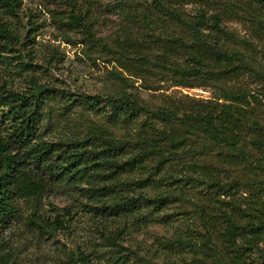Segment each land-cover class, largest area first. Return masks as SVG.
<instances>
[{
    "label": "trees",
    "instance_id": "trees-1",
    "mask_svg": "<svg viewBox=\"0 0 264 264\" xmlns=\"http://www.w3.org/2000/svg\"><path fill=\"white\" fill-rule=\"evenodd\" d=\"M21 1L0 0V56L17 54L13 60L29 54L32 42L28 32H20ZM248 1L257 9L233 0L264 23V0ZM151 3L185 35L154 26L150 14H142V37L116 43L121 70L109 72L112 88L103 106L70 99V105L101 115L103 125L90 122L72 138L64 134L46 140L40 133L45 121L63 117L70 106L51 110L55 94L33 77L23 79L24 89L14 86L12 74L0 81V231L20 217L19 205L25 202L32 206L28 223L40 235L67 232L72 209L51 204L54 214L45 216L38 203L51 181L78 176L101 198L97 209L112 228L100 230L108 250L101 244L78 247L71 252L74 264H137L123 252L128 249L121 241L147 225L145 209L159 214L177 202L193 206L195 218L190 221L185 212L188 218L174 227L169 216L159 221L173 228L171 237L156 238L160 247L153 257L161 264H248L252 250L264 263V200H257L252 189L248 198L234 196L243 187L264 191L259 179L264 176V65L259 60L264 58V26L254 27L256 40L221 26L223 0ZM184 4L199 5L188 19L181 12ZM71 20L82 22L73 13ZM31 60L21 62V72H32ZM158 74L177 86L210 84L216 97L174 99L152 93L150 100H142L132 77L155 91L158 84L152 79ZM244 75L256 83L254 90L229 84ZM211 155L215 164L207 162ZM241 165L252 176L244 182L232 179L231 169ZM6 261L2 258V264Z\"/></svg>",
    "mask_w": 264,
    "mask_h": 264
},
{
    "label": "rangeland",
    "instance_id": "rangeland-1",
    "mask_svg": "<svg viewBox=\"0 0 264 264\" xmlns=\"http://www.w3.org/2000/svg\"><path fill=\"white\" fill-rule=\"evenodd\" d=\"M241 4H250L248 0H239ZM224 9L221 12L220 25L226 26L239 35H245L256 40L253 30L256 26H264L256 17L242 10L239 6L223 0ZM257 9L256 4H250ZM198 4H184L181 12L184 19L192 17ZM147 12L154 20V26H165L169 32L184 36L180 29L170 26H181L171 20L162 11L153 8L151 0H22L20 4L19 19L24 26L23 32L32 39L27 45L29 54L18 59L17 54L4 53L0 56V81L10 80L6 74L14 76V86L24 89L26 76L37 79L40 83L55 94L54 101L50 102L51 110L63 112L64 106L69 105V112L63 117L53 115L43 124L40 131L46 140H57L60 135L83 132L90 122L103 125L101 115L85 106L70 105L71 98L87 105L92 100L94 105L104 104L105 98L111 91L108 79L111 70H121L118 67V54L116 43L126 38H141L143 19L142 14ZM76 14L81 19L72 21L71 15ZM83 26H86L84 28ZM89 27L92 36L89 35ZM21 28V27H20ZM22 53V52H21ZM15 56V57H13ZM31 73L21 72V62H29ZM264 65V58L259 56ZM20 62V63H19ZM134 62V61H133ZM20 64V67H17ZM155 69H159L153 65ZM125 74L127 72H124ZM27 77V78H29ZM138 94L142 100H150L151 94L168 95L174 99H182L187 95L196 99H213L216 91L212 85H194L184 87L174 85L166 77L158 74L156 80L158 90H146L142 78L132 77ZM146 79V78H145ZM229 84H236L254 90L256 83L248 75H244ZM94 106V107H96ZM207 162L215 164L213 155ZM248 167L241 165L232 170V179L247 181L251 174ZM259 179L264 182V176ZM49 189L45 191L38 203L42 206L45 216L54 214L50 205L69 207L73 218L71 226L66 232L57 233L51 237L40 235L29 222L32 206L21 202L20 217L13 220L10 225L0 231V264L2 258L7 259L6 264H74L71 252L79 248L90 250L94 244H101L103 250H108L107 242L100 235L105 228L108 233V222L103 220L100 209L102 200L93 194V188L85 179L74 176L71 179L51 181ZM250 189L256 199L264 200V191L259 188H240L238 198H248ZM120 194H117L119 196ZM149 214L148 223L138 232H131L123 238L121 243L128 249L132 262L161 264L153 254L159 244L156 238H169L176 224L184 220L189 214V220L195 218L194 207L186 202L168 204L161 213L156 214L151 209H145ZM192 213V214H191ZM173 220L172 227L160 224L159 221L167 217ZM187 217V218H188ZM186 218V219H187ZM176 250V249H175ZM258 250H252L248 255V264H264ZM97 264H101L98 262Z\"/></svg>",
    "mask_w": 264,
    "mask_h": 264
}]
</instances>
